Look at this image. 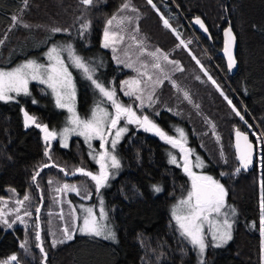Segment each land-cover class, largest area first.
<instances>
[{
	"label": "trees",
	"instance_id": "obj_1",
	"mask_svg": "<svg viewBox=\"0 0 264 264\" xmlns=\"http://www.w3.org/2000/svg\"><path fill=\"white\" fill-rule=\"evenodd\" d=\"M121 3L122 0H97L90 6L86 18L91 26L81 38L80 22L76 18L81 16L84 6L79 0H29L28 8L22 13L21 0H0V39H4L14 14L22 15L23 22L33 26L29 29L17 26L9 32L5 43L0 45V67H11L27 58H41L52 44L71 41L78 55L95 62L94 78L104 81L109 88L118 89L121 79L135 72L125 64H116L112 57L116 52L103 48L101 43L105 21ZM131 3L138 11L132 12L129 8L123 14L132 17L138 14L140 19H134L128 28L138 27V38L144 39L147 51L159 48L168 54L170 61H179L183 69L176 71L173 65L162 61L170 79L156 88L154 103L149 104L146 99L144 107L133 104L134 108L141 117L149 116L171 136L178 138L175 129H182L187 146L206 166L197 171H205L224 184L226 199L238 212L233 220V238L222 247H206L204 260L206 264H260L259 199L264 192V0H153L159 13L147 0H131ZM160 14L169 19L179 39L163 26ZM195 17L201 18L207 32L195 29ZM228 25L237 39V67L233 73H228L222 56V32ZM53 27L70 31L53 34L49 31ZM180 40L187 46L177 47ZM129 43L122 44V51ZM137 52L136 48L129 50V54L137 55ZM193 56L220 85L243 120L232 111ZM143 57L150 62L146 54ZM156 74L155 78L163 79ZM173 80L178 88L173 87ZM76 84L78 112L89 116L92 108L105 99L87 79L77 76ZM184 91L189 93L190 100L184 98ZM30 93L13 101H0V196L6 195L8 187L20 193L29 192L33 198L39 194L47 196L51 191L48 178L57 177L59 182L91 181L75 173L76 167L91 165L81 139L73 137L67 148L61 147L56 139L49 150L51 159L44 156L46 145L42 133L35 126H24L21 107L35 116L38 123L47 124L50 130H58L63 125L65 112L56 107L49 90L42 85L32 84ZM244 121L259 138L262 164L260 169L255 164L249 171L236 172L240 163L234 133L236 128L244 130ZM211 125H215L219 141L212 135ZM135 130L128 127L119 143L116 152L119 173L102 192L117 233L116 244L98 237L75 235L73 240L52 247L45 240V219L41 220V235L47 258L44 260L36 247L35 230H31L28 231V244L33 253L30 259L22 256L21 230L5 231L0 225V261L16 254L26 264H41L42 260L44 264H196L194 247L180 235L171 213L172 204L184 195L190 184L183 169L169 162V153L178 160L179 153L162 139L157 144L149 139L144 141V159L140 163V139ZM249 138L257 141L254 136ZM43 164L49 167L41 168ZM61 168L72 174H63ZM37 171L39 175L33 182L32 176ZM153 185L162 191L155 192Z\"/></svg>",
	"mask_w": 264,
	"mask_h": 264
},
{
	"label": "snow or ice",
	"instance_id": "obj_2",
	"mask_svg": "<svg viewBox=\"0 0 264 264\" xmlns=\"http://www.w3.org/2000/svg\"><path fill=\"white\" fill-rule=\"evenodd\" d=\"M23 7L20 9L22 13L29 6V0H21ZM97 3V0H79V4L84 6V9L81 12V16L76 18L80 22L78 35L83 38L91 26V21L86 18L87 10L90 6ZM147 3L151 5L159 13V9L156 8V5L153 3V0H147ZM131 8L132 12H137L138 10L132 6L131 0H122L121 5L117 8L106 21L103 29V39L101 46L103 48H111L115 53L118 51L119 45L125 43V41H130L131 43L127 44L124 48V53L126 56L129 55V50L132 48L138 49L137 52V61L140 63V68H137L138 72L137 78H131L129 80L121 81V88L127 86V91L124 93L126 96L135 97L140 103L136 105L137 108L144 107V101L147 99L149 104L154 103L153 95L156 91V88L161 85L164 80L170 79L169 74L165 71V66L162 63L167 62L174 66L176 71H183L180 67L179 61H170L168 54L162 52L159 48L155 51H147L144 46V39L138 38V27L128 28V25L132 24L133 20H139L140 17L137 14L135 17L124 15V10ZM81 17H85L81 19ZM160 19L163 22L165 28L171 29L173 34L179 39V34L176 32V29L172 27L169 22V19L165 18L163 14H160ZM12 24L9 27L8 31L4 33V39H0V45L5 43V40L8 37L9 32L17 26L23 27L25 29L32 28L33 26L27 23H24L22 20V15L14 14L11 17ZM194 23L199 25L201 29L205 32L208 31L204 22L200 17H195ZM35 27H40L36 25ZM53 34L59 32H69L68 28H59L53 27L49 29ZM224 54L227 57V66L229 70L236 64L235 57L232 53V46L235 41V37L232 32L231 26L224 29ZM211 38V37H209ZM188 43H191L190 41ZM184 45L185 41L180 40V44L177 47ZM67 54V61L65 62L64 54ZM147 55L151 58L149 61H144L142 57ZM47 60V63L40 62L37 58L26 59L24 62L17 64L15 67H0V101H13L18 96H30L29 82L38 81L41 84L47 86L51 89L53 96L55 97V103L58 108L66 109L70 114L67 119V124L70 127L66 126L61 129L59 132L55 129L49 128L47 124H41L37 122V118L33 115H30L23 107H21V112L24 116V126H35L40 129L43 133V140L45 141V151L44 156L49 157L51 148V141L59 137L61 146L67 147L68 136L72 133L83 136L85 143L89 146V156H91L95 163L99 165L98 173H93L92 171L86 170L84 167H77L75 173H79L86 177H89L92 181L95 182L96 193H100V189L106 186L110 176L109 169H118L120 167V160L114 153L115 146L118 143L119 137L127 131V127H120L119 124L121 120L125 121V124H135L140 128H143L145 131L153 132L164 140L166 143L170 144L173 148L179 149L180 157L179 160L177 156L170 155V163L176 164L178 167H182L183 171L190 178V188L187 191V195L183 196L177 204L172 208V219L175 221L177 229L182 237H184L195 249L198 250L200 254L199 264H206V261L203 259V255L206 247L209 245L213 247H222L227 244L232 237V228H233V219L235 216L236 209L231 205H227V189L224 184L219 180L214 179L210 175L197 174L193 171V168H202L204 167V162L199 155L195 156V161L191 159L194 155V150L188 148L187 137L184 131L180 128H176L175 131L179 133V137H174L168 135L164 130H162L149 116L144 115L143 117L137 116L136 111L133 110L132 105H123L118 102L116 99L115 89L109 88L106 86L104 81L99 80V78H94L93 73L95 72L94 61L81 57L77 54L76 50L73 47L71 41L66 43H54L48 50L43 54ZM114 59L117 60V63H125L121 61L118 57L114 56ZM196 60V63L200 65L201 71L208 76V80L220 91V94L224 96V99L232 107V111L240 116V119L243 120L244 117L236 109L235 105L232 104V101L220 90V85L208 75L207 71L204 69L201 62L196 59L195 56L192 57ZM74 67L80 70L85 79L91 82L96 90L99 91L103 98H106L112 105L114 113H110L107 108L101 107L103 101L98 102L91 111V116L88 118H81L75 109V84L73 82L72 73L69 71V67ZM126 67H133V62H127ZM149 67L153 72H149ZM159 73L163 76V79H160L157 76L155 79L154 74ZM196 79H200L199 76ZM173 87H179L176 82L172 81ZM184 98L190 100L189 93L184 91ZM37 103L36 100L32 101ZM198 108L199 105H196ZM158 114V113H157ZM107 122V125H106ZM210 123V122H209ZM245 123H247L245 121ZM213 131L212 135L216 136L217 141L220 137L215 132V125H211ZM251 128V125H249ZM115 129V134L110 140L112 151H109L105 144L108 141V136L112 134V130ZM255 134V133H253ZM235 149L237 159L239 160L240 167L236 169V172L240 171V168L247 169L250 164L253 163L252 155V144L248 139V135L244 132H241L239 129L235 130ZM93 139L100 140V151L98 154L96 150L92 148L91 141ZM259 140V138H258ZM223 156V152H221ZM182 161V164L180 163ZM41 168L49 167L48 164H43ZM61 171H65L63 168ZM72 174V173H66ZM39 171H37L32 176V181L36 182ZM225 175V173H221ZM51 183V181H49ZM38 187V185H37ZM154 191L159 193L162 191L161 187L157 185L152 186ZM9 192H15V189H9ZM57 191L75 192L77 195H80V190L76 185L64 184L61 188H58ZM84 200L91 198V193L81 197ZM32 197L29 194H25L23 199H17L15 201L18 207L9 209L8 212L5 209H8V202L3 198H0V225L4 226L6 229H12L13 225L19 223L28 227L25 217H31L32 212L29 211L25 204L30 202ZM57 203H64L63 201H56ZM41 203L43 199L41 198ZM69 207L68 217L65 218L63 210L59 214V218L62 221H65V225L62 228L63 239H53L52 247H56L57 244H64L67 241L74 239V235L79 233L81 235H86L90 237H102L105 240L116 241V233L112 228L111 221L108 219V214L104 208V202L101 198L99 201V211L98 214L94 210L95 206L88 207L83 204L74 206L71 201H66ZM24 208V215L21 216L20 209ZM260 216H259V233L261 237L260 241V264H264V192L261 193L260 202ZM14 214V219H9V215ZM51 216L52 214L49 213ZM77 221H80L77 224ZM52 221L49 220V225L51 226ZM205 225L208 226L207 231L205 230ZM35 241L38 243L36 247L40 249V252L43 254L44 260L47 258V253L43 248L42 244L39 243L42 240L41 237V208L37 206L35 208ZM207 235H211V241L206 239ZM20 248L25 252L28 251V240H24L20 243ZM44 260L41 261V264H44ZM11 262H16L19 264L17 255L13 254L7 258V260L0 261V264H11Z\"/></svg>",
	"mask_w": 264,
	"mask_h": 264
},
{
	"label": "rangeland",
	"instance_id": "obj_3",
	"mask_svg": "<svg viewBox=\"0 0 264 264\" xmlns=\"http://www.w3.org/2000/svg\"><path fill=\"white\" fill-rule=\"evenodd\" d=\"M51 47V46H50ZM118 47V51L116 52V54H112V57L116 56L118 57L121 61H124L125 63H117V60H115V63L118 64V65H124L126 64L127 62H133V71L135 72V75L131 76V77H125L123 79H121V81H125V80H129L131 78H137L138 77V72L136 71L137 68H140V63L137 61V55L136 54H129L128 56L125 55L124 53V50L122 51V45H119L117 46ZM111 49V48H110ZM48 50V49H47ZM46 50V51H47ZM112 50V49H111ZM45 51V52H46ZM43 52V54L45 53ZM42 54V57L41 58H37L40 62L42 63H47V60L46 58L44 57V55ZM32 58H35V57H32ZM32 58H27V59H32ZM64 58H65V62L68 63L67 61V54L65 53L64 54ZM142 59L144 61H147L145 57H142ZM26 59L24 60H21L19 62H17L16 64H14L13 66L11 67H15L17 64L19 63H22L24 62ZM69 71L72 73V77H73V82L75 84V93H76V96H75V109H76V112L77 114L81 117V118H88L91 116V114H89V116H82L79 114L78 112V108H77V84H76V77L79 76L82 80H85L82 72L74 67H69ZM149 72L151 73L150 71V68H149ZM154 75H157L156 73ZM155 79V77H153ZM32 84H39V85H42L43 87L47 88L46 85L44 84H41L39 83L38 81H30L29 82V90L31 91V85ZM121 84V82H120ZM112 86V85H111ZM114 87V86H112ZM50 92V94L52 95L53 97V100H54V103H55V97L53 96L52 92H51V89L47 88ZM115 89V88H114ZM127 86H124V88L122 89L121 88V85L118 87V89H115V92H116V99L118 100V102L122 103L123 105L127 106V105H132L133 104H136L138 105L140 102L137 101L135 99V97H129V96H126L124 93L127 91ZM105 100H103V103L101 104V107H105L108 109V111L110 113H114V109L112 108V105L109 101L106 100V98H104ZM146 100V99H145ZM56 105V103H55ZM57 107V106H56ZM95 107V106H94ZM93 107V108H94ZM58 108V107H57ZM92 108V109H93ZM58 109H61V108H58ZM65 112V122L63 123V125L57 130V132H59L61 129H63L64 127L68 126L70 127V125L67 124V119H68V116L70 115L68 113V111L66 109H61ZM133 110L136 111L137 113V116L141 117L139 112L134 108L133 106ZM91 113V112H90ZM121 123H122V126H119L120 127H127V126H132L134 127L136 130L139 129V127L135 124H125V121L124 120H121ZM235 123V122H234ZM106 125H107V122H106ZM252 128V127H251ZM128 129V127H127ZM236 129H239V128H236ZM240 131H243L245 132L249 137H255L257 141H255V145L257 147V167L260 169V166L262 164V155H261V150H260V147H259V140H258V136L253 134L254 131L253 129H251V132L249 131H246V130H240ZM127 132V131H126ZM126 132H124L118 139V143L116 144L115 146V151L113 154H115L117 156V147L119 145V143L121 142V140L123 139L124 135L126 134ZM115 134V129L112 130V134L109 136L107 133H105L106 136H108V141L106 142L105 144V147L109 150V151H112V148H111V144H110V140L111 138L114 136ZM73 137H76V138H79L83 141V143L85 144L86 146V149H87V153L89 155V146L87 143H85V139L83 136H80V135H77L75 133H72L68 136V139H67V144L69 146V143L71 141V139ZM43 138V136H42ZM58 141H59V144L61 146V142H60V139L59 137H57ZM91 144H92V148L96 150V153L98 154L100 151H102L100 149V140L99 139H93L91 141ZM234 144H235V133H234ZM52 146V145H51ZM67 146V147H68ZM187 146V145H186ZM62 147V146H61ZM67 147H63V148H67ZM188 147V146H187ZM176 149V148H175ZM50 150V149H49ZM236 150V149H235ZM178 153H179V149L177 150ZM178 157H180V153L178 155ZM118 158V157H117ZM89 159H90V163L91 165L89 166H86L85 169L88 170V171H92L93 173H98L99 171V165H97L94 161V159L89 156ZM195 161V160H193ZM181 164H182V161H180ZM240 167V166H239ZM77 168V167H76ZM194 170V169H193ZM110 173H112V175L110 176L106 186L102 187L100 189V193L97 194L96 193V190H95V182L94 181H90V180H87V179H79V180H75V181H63V182H59L57 177H55V180H52L54 178H48V181H51V191L50 193L45 196V195H40L37 196L36 198H33L31 199L30 202H26L25 204V207L32 212V216L31 217H25V220H26V223L28 225L27 228H25L24 225L22 224H15L13 225V228L12 229H6L4 226L1 225V227L5 230V231H9V230H14V229H20L21 232H22V239L20 241V243L24 240H28V231H33L35 230L34 228V224H35V208L37 206H39L41 208V220H45L47 219V223H46V231L45 232V240L49 243V244H52V240L53 239H63V233H62V228L64 227L65 225V221H62L60 220L59 218V214L61 213V210H63V214L65 216V218L68 217V213H69V207H68V204L66 203V201H71L72 204L74 206H79L81 204L85 205V206H88V207H92V206H95L94 207V210L97 212L98 214V211H99V201L100 199L102 198L103 199V196H102V192L104 190H106L110 183L115 179V177L118 175L119 173V168L118 169H109ZM197 174H203V175H210L208 173H206L205 171H197V169L195 170ZM62 173L66 174V171H62ZM212 176V175H210ZM213 177V176H212ZM189 182H190V178H189ZM64 184H68V185H76L77 188L80 190V195H77V193L75 192H63V191H57L58 188H61ZM191 184V182H190ZM190 184H189V188H190ZM189 188L186 190V192L184 193L183 196H186L187 195V191L189 190ZM9 189H15L13 187H8L7 190H6V195H3V196H0V198H3L4 200H6L8 202V209H5L6 212L9 211V209H12V208H16L18 207V205H16L15 201L17 199H23L24 195L25 194H29V192H24V193H20L19 191H17L15 189V192H9L8 190ZM88 193H91V198L90 199H87V200H84L82 199L81 197L84 196V195H87ZM30 195V194H29ZM31 196V195H30ZM182 196V197H183ZM178 198L171 206V213H172V208L175 204H177V202L182 198ZM41 198L43 199V203H41ZM50 202L51 203V206L48 207V203ZM56 201H63L64 203H57ZM103 202H104V199H103ZM259 202H260V199H259ZM226 203L227 205H231L233 207V205L227 201L226 199ZM104 208L108 214V211L105 207V204H104ZM234 208V207H233ZM49 213H51L52 215L50 216ZM21 216L24 215V208H21L20 209V213H19ZM238 216V212L236 210V213H235V216L232 217V219L234 220L236 217ZM10 220L11 219H14L15 218V215L14 214H10L9 217H8ZM108 219L110 220V217H109V214H108ZM49 220L52 221V224L51 226L49 225ZM111 221V220H110ZM80 221H77V224H79ZM112 224V222H111ZM112 228L113 230L115 231L116 233V230L114 229V226L112 224ZM207 228L208 226L205 225V230L207 231ZM40 231H41V228H40ZM75 235H81L79 233H76ZM74 235V236H75ZM42 237V235H41ZM116 237H117V233H116ZM98 238H101L103 239L102 237H98ZM206 239L208 241H211V235H207L206 236ZM105 240V239H103ZM110 243H113V244H116L117 243V239L116 241H111V240H106ZM29 243V241H28ZM38 242L36 241V244ZM40 243L42 244L43 248L45 249V245H44V242H43V238L42 240L40 241ZM226 245V244H225ZM224 246V245H223ZM39 249V248H38ZM40 250V249H39ZM46 251V250H45ZM194 251H195V258H196V264H199V261L201 259L200 257V254L198 252L197 249L194 248ZM21 252H22V256L23 257H30V259L32 258V251L30 249V246L28 244V251L25 252L23 249H21ZM47 253V252H46ZM13 255V254H11ZM11 255L5 257L4 259H2L1 261L3 260H7L8 257H10ZM16 255V254H15ZM203 259H204V255H203ZM19 260V264H26L24 263L23 260H21L20 258H18ZM11 264H16V262H11Z\"/></svg>",
	"mask_w": 264,
	"mask_h": 264
},
{
	"label": "flooded vegetation",
	"instance_id": "obj_4",
	"mask_svg": "<svg viewBox=\"0 0 264 264\" xmlns=\"http://www.w3.org/2000/svg\"><path fill=\"white\" fill-rule=\"evenodd\" d=\"M243 124H244V130H246V131H249V132H251V129L252 128H249V124H247V123H245V121L243 122ZM162 130H164L159 124H157ZM120 126H122V123L120 122ZM127 127H129V128H132L133 129V127L132 126H127ZM165 131V130H164ZM135 132H137V134H138V137H139V144H140V154H139V159H140V163H142L143 164V149H142V147H143V144H144V141H149V139H151V142H153V141H155L156 142V144L157 143H159V141L161 140L160 139V137L158 136V135H156L155 133H153V132H148V131H145L143 128H140L139 127V129L138 130H135ZM243 132V131H242ZM168 134V133H167ZM169 135V134H168ZM171 136V135H170ZM250 139V138H249ZM163 142L165 143V144H167L168 146H170V147H172L170 144H168V143H166L164 140H163ZM188 148H191V147H189L188 146ZM192 149V148H191ZM176 150H178V149H176ZM157 151V150H156ZM178 152V151H177ZM196 153L194 152V155H195ZM194 155L191 157V159L192 160H195V157H194ZM197 155V154H196ZM204 167H206L205 166V164H204ZM204 167H202V168H193L194 170L193 171H195L196 169H203ZM182 168V167H181ZM196 172V171H195ZM186 174V173H185ZM187 175V174H186ZM187 177H188V175H187ZM189 178V177H188Z\"/></svg>",
	"mask_w": 264,
	"mask_h": 264
},
{
	"label": "water",
	"instance_id": "obj_5",
	"mask_svg": "<svg viewBox=\"0 0 264 264\" xmlns=\"http://www.w3.org/2000/svg\"><path fill=\"white\" fill-rule=\"evenodd\" d=\"M193 25H194L195 29L199 30L200 32L205 33V31H204L203 29H201V28L199 27V25L195 24L194 21H193ZM229 26H230V25L226 26L225 28H227V27H229ZM225 28H224V29H225ZM231 28H232V27H231ZM224 29H223V32H222V35H223V41H224V39H225V37H224ZM232 32H233V35H234V37H235V41H234V44H233V46H232V53H233V55H234V57H235V60H236V54H237V39H236V36H235V33H234L233 29H232ZM223 48H224V46H223ZM222 56H223V59H224V61H225V65H226V68H227L228 73H233V72L236 70V67H237V61H236L235 66L232 68V70H229V69H228V66H227V57L225 56L223 50H222ZM26 128H28V127H26ZM241 132H242V131H241ZM41 133H42V132H41ZM244 133H245V132H244ZM42 136H43V133H42ZM248 139H249V137H248ZM55 140H56V139H54V140L51 141V145H52V143H53ZM249 141L251 142V144H252V146H253V147H252L253 163L250 164L249 167H248L247 169L240 168V170H241V169H244V170L249 171V170H251V169L254 168V166H255V164H256V162H257V147H256L255 143H253L250 139H249ZM235 142H236V138H235ZM39 243H40V242H39Z\"/></svg>",
	"mask_w": 264,
	"mask_h": 264
}]
</instances>
